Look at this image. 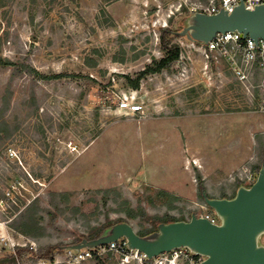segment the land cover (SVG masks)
<instances>
[{"label":"rangeland","instance_id":"obj_1","mask_svg":"<svg viewBox=\"0 0 264 264\" xmlns=\"http://www.w3.org/2000/svg\"><path fill=\"white\" fill-rule=\"evenodd\" d=\"M206 2L0 0V58L14 62L0 63V222L20 240L65 247L108 215H123V200L163 214L165 206L146 198L159 189L182 198L172 214L222 220L199 194L197 174L212 196H232L239 180L251 186L264 160V115L223 62L205 68L194 28L176 37L182 62L148 75L139 89L125 83L124 74L162 56L161 29L185 14L197 24L191 7ZM115 93L144 100L146 115L118 111ZM103 188L117 189L119 201L113 194L106 202ZM61 192L69 199L57 196L56 206L52 193ZM32 202L45 228L36 238L10 225ZM140 222L150 226L147 217L130 221ZM257 241L264 246V232Z\"/></svg>","mask_w":264,"mask_h":264},{"label":"water","instance_id":"obj_2","mask_svg":"<svg viewBox=\"0 0 264 264\" xmlns=\"http://www.w3.org/2000/svg\"><path fill=\"white\" fill-rule=\"evenodd\" d=\"M197 24H190L184 33L194 28L195 38L209 41L217 33L239 31L255 40L264 39V5L248 9L242 3L232 12L216 14L196 13ZM206 204L222 218L221 224L193 214L188 221L163 224L155 240L141 237L133 224L115 225L112 232L93 241L84 240L76 248L106 244L125 237L131 247L150 257L176 247L188 246L207 257L201 264H264V246L257 241L264 232V167L255 182L242 186L233 198H210L204 193Z\"/></svg>","mask_w":264,"mask_h":264},{"label":"built area","instance_id":"obj_3","mask_svg":"<svg viewBox=\"0 0 264 264\" xmlns=\"http://www.w3.org/2000/svg\"><path fill=\"white\" fill-rule=\"evenodd\" d=\"M248 9H255L264 5V0H208L205 4L191 7L193 13L216 14L222 10L232 12L240 4ZM192 47L199 51L204 60L205 68L212 63H224L227 71L240 83L252 109L264 115V39L255 40L245 36L241 32H220L209 40L193 42ZM185 55L181 52L177 61L182 62ZM189 57V56H188ZM135 92V90L133 91ZM114 102L116 109L127 115H146L144 100H136L131 94L115 93ZM256 180L254 173L248 177L253 184ZM251 184V185H252ZM249 187V186H247ZM6 208V203L0 198V211ZM211 222L221 224L216 215L206 213L200 215ZM8 221L0 222V252L11 249L14 253L18 246H28L24 240H20L8 228ZM31 248H36L35 242L30 241ZM112 252L118 259V264H201L206 255L188 246L173 248L150 257L146 252L133 248L125 237L92 247L76 248L73 245L65 246L52 257L39 258L32 264H88L97 255Z\"/></svg>","mask_w":264,"mask_h":264},{"label":"trees","instance_id":"obj_4","mask_svg":"<svg viewBox=\"0 0 264 264\" xmlns=\"http://www.w3.org/2000/svg\"><path fill=\"white\" fill-rule=\"evenodd\" d=\"M188 19V14H185L184 16L180 17L179 20H177L176 24H173L172 19L170 20V24L168 27H164L161 29V35H160V48L162 50V56L160 57H153L151 62H149L144 69L139 71L135 76H132L130 74H124L125 83L132 87L133 89H139L141 82L144 78H146L148 75L160 73L164 70H170L174 67L176 62L179 60L181 52H182V46L179 42L176 41V37L178 35H181V32L184 31V29L191 24ZM197 42H202L198 40ZM13 65L14 62L11 60H2L0 58V63ZM26 66V65H25ZM34 75L38 77H47L43 76L41 72L37 71L34 68H31ZM63 75L57 74L54 77L60 78ZM264 160L262 164H258L254 166V168L259 171L261 168L264 167ZM257 173V174H258ZM197 177L199 179V194L204 198V193L207 194L210 198H217L215 196L210 195V193L207 190V186L205 184V180L201 173L197 174ZM238 189L243 185L242 180L238 181ZM235 190L234 194L232 196L228 195L227 193H223L221 195V198H233L236 196L237 190ZM98 192L102 193L103 197L105 198L106 202L109 201V197H112V195H115L114 200L119 201L118 196H120V192L115 188H103L99 189ZM57 196H60L64 200L69 199V193L68 192H61V193H52V201L53 203L57 202ZM147 201L151 205H155L158 202L161 203L163 206L167 208V210L162 213H155L153 215H149L147 212L146 207L142 204V202L139 204L138 207H133L128 200H123L120 202L121 207L119 211H122L121 216H118L117 218H110L108 215L106 217V220L100 225L91 228V232L88 235H83L82 237L76 239L69 245H76L80 244L83 240L86 241H93L96 239H99L103 236H106L112 232V229L115 225L123 222L130 223L131 219H137V218H146L148 219V222L150 224L149 227H146L142 222L139 223V227H135L137 233L146 239L155 240L160 235V227L163 224H168L175 221H188L191 219V216H187L183 211L181 212L180 216H177L175 214H172L170 211L177 207V203L182 199L180 196L169 192L164 189H159L156 191L154 195H149L146 197ZM58 204H56L57 206ZM210 207V206H209ZM211 208V207H210ZM213 209V208H212ZM11 227L25 235H29L32 237H40L43 236L45 233V228L43 224L41 223V220L38 216V209L36 207V202H32L29 204L24 211H22L14 220L11 222ZM152 232H158L157 237L155 238H149L147 235ZM85 237V238H83ZM66 245V246H69ZM64 247L60 244L58 245H47V246H39L36 248H31L30 246H18L16 248V252H9L6 255L0 256V264H26L28 261H36L39 258H48L55 255L57 252L61 251ZM57 249V250H56ZM26 255H29L28 257H25ZM116 258V262L118 263L117 257L112 253L108 252L102 255H97L93 259L90 260L89 263H99V264H111L113 263L112 259ZM88 263V264H89Z\"/></svg>","mask_w":264,"mask_h":264},{"label":"crops","instance_id":"obj_5","mask_svg":"<svg viewBox=\"0 0 264 264\" xmlns=\"http://www.w3.org/2000/svg\"><path fill=\"white\" fill-rule=\"evenodd\" d=\"M207 174V173H206ZM205 177H207V175H205ZM215 197H217V198H221V196H215Z\"/></svg>","mask_w":264,"mask_h":264}]
</instances>
